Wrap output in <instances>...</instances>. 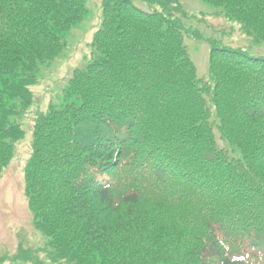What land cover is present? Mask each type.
<instances>
[{
  "label": "trees",
  "instance_id": "1",
  "mask_svg": "<svg viewBox=\"0 0 264 264\" xmlns=\"http://www.w3.org/2000/svg\"><path fill=\"white\" fill-rule=\"evenodd\" d=\"M87 1L0 0V179L39 66L64 51ZM141 1L102 0L66 104L33 119L24 191L47 243L23 260L264 264V58L205 37L180 0ZM203 1L264 42V0ZM187 36L211 45L212 82Z\"/></svg>",
  "mask_w": 264,
  "mask_h": 264
},
{
  "label": "rangeland",
  "instance_id": "2",
  "mask_svg": "<svg viewBox=\"0 0 264 264\" xmlns=\"http://www.w3.org/2000/svg\"><path fill=\"white\" fill-rule=\"evenodd\" d=\"M182 6L195 14L192 28L207 38H214L220 46L243 48L249 55L264 58V42H254L242 32L238 21L217 15L216 9L203 0H180ZM140 7L148 4L135 0ZM88 12L84 19L73 26L65 36L64 51L52 62L40 64L37 82L31 86L32 103L28 111L14 120L21 125L24 136L15 143L14 157L0 179V256H6L0 264H33L27 258L26 249L38 248L40 257L47 238L36 232L31 224L28 199L24 192L25 166L30 157L33 119L38 112H45L50 104L62 108L66 104L65 90L76 68H86L91 56L92 40L102 21V0H88ZM189 54L197 67L199 78L211 81L209 54L211 45L201 39L186 37ZM212 82V81H211ZM79 102V101H78ZM214 122L217 121L213 117ZM219 147L231 148L228 142L218 139ZM31 249V248H30ZM48 264V263H47Z\"/></svg>",
  "mask_w": 264,
  "mask_h": 264
}]
</instances>
